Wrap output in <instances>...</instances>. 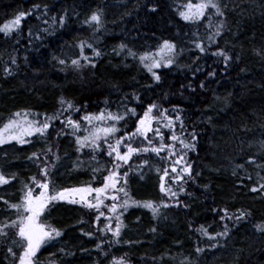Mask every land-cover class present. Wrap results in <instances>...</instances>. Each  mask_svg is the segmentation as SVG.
<instances>
[{"label": "trees", "instance_id": "1", "mask_svg": "<svg viewBox=\"0 0 264 264\" xmlns=\"http://www.w3.org/2000/svg\"><path fill=\"white\" fill-rule=\"evenodd\" d=\"M189 2L200 0H0V26L19 12L31 13L21 20L18 30L0 33V126L16 112H29L30 121L43 120L44 114L51 116L61 110V98L74 106L52 122L45 137L34 134L25 137L28 144L12 140L0 145V172L9 180L0 185V224L17 220V210L4 201L20 204L24 184L31 186L33 176L41 180L37 163L28 157L49 145L60 159L49 177L48 195L69 187L103 186V178L113 170L115 154L108 156L103 140L98 141L100 147L95 152L90 147L78 152L76 136L113 124L94 120L89 125L82 120L89 113L98 115L104 110L107 116L135 109V116L115 123L119 131L108 140L115 145L125 132L135 131L148 105L155 103L160 111L167 109L166 115L174 121L180 116L184 130L181 132L180 122L175 121L176 135L195 144L194 149L186 150L179 165L173 164L177 157L169 159L167 151L159 156L140 153L121 164L117 187L123 184V173L129 174L126 191L130 206L126 211L118 208L111 213L110 199H105L99 210L66 202L51 206L41 215L40 223L61 230L62 235L41 246L34 258L36 264H112L113 258L121 257L125 264H264V231L257 228L264 225V0H215L223 16L209 9L204 17L184 20L180 13ZM93 12L101 15L99 27L85 23ZM60 17H64L63 25ZM221 23V34L210 42L208 37ZM165 40L175 45L173 63L169 65L163 58L161 66L153 68L160 77L157 81L140 63L139 55L161 56L156 52ZM81 41L101 53L96 57L92 49L84 48V55L95 67L83 60L86 66L82 69L71 66V59L79 56ZM196 43H202L205 51L196 48ZM121 44L136 57L128 55L127 49L120 51ZM219 49L231 57L227 63L214 55ZM258 50L261 55L256 54ZM11 58L16 59L15 65ZM59 59H65L66 64H60ZM5 67L12 69L11 75L5 74ZM160 111L154 109L150 115L159 117ZM69 115L81 124L75 134L61 124ZM166 123L163 118L159 123L153 120L151 127L160 128L164 144H170L172 132L163 126ZM193 131L195 141L190 135ZM148 138H153L152 132ZM142 140L138 137L132 146L147 147V141L139 142ZM153 144L159 147V137ZM176 150L180 151L178 142ZM120 151L123 154L126 149L121 146ZM144 160L148 165L138 169ZM49 162H53L51 154ZM185 163L191 165V179L185 176L184 181L174 182L172 167L179 172ZM93 169H97L95 177ZM161 176L175 197L161 192ZM39 191L37 188L33 194ZM113 194L121 197L118 204H122L123 193L109 190L108 195ZM95 195L87 200L96 203ZM149 200L173 206L162 208L160 215L153 217L149 209L132 203ZM224 209L229 214L244 211L248 215L239 222L222 221ZM101 211L104 216L97 221ZM116 216L122 222L119 237L100 230L106 224L114 229ZM225 224L229 233L218 238L215 248L209 244L217 241L210 242L197 231L203 227L216 235ZM7 232L6 237L0 236V264H19L23 242L15 235L16 229ZM9 247L16 256L8 252ZM197 247L205 251L197 253Z\"/></svg>", "mask_w": 264, "mask_h": 264}, {"label": "snow or ice", "instance_id": "2", "mask_svg": "<svg viewBox=\"0 0 264 264\" xmlns=\"http://www.w3.org/2000/svg\"><path fill=\"white\" fill-rule=\"evenodd\" d=\"M36 9L39 8V6H35ZM187 8L189 10L188 13L181 12L180 15L183 17L184 20H190V19H198L205 16V13L209 9L215 10V15L223 16L224 12L222 11L220 5L215 2V0H200V2L196 4H192L189 2L187 5ZM155 11V9H153ZM46 12V9H45ZM31 13H25V12H19L14 16V19L7 21L3 26H0V33H3L5 35L11 34L12 32L16 31L20 27L21 20L25 18L27 15H30ZM56 18H53V21L55 22ZM47 23V21H45ZM59 23L61 25L64 24V17L59 18ZM85 23H88L90 25H93L95 27H99L101 24V15L98 12H93L91 16L85 21ZM223 23H221L219 26H217V29L213 36H209L208 39L210 42L214 41V36H219L221 34V28H223ZM47 31V29H45ZM29 35H32V32L30 30ZM80 48L79 56L75 59H71V66L76 69H82L86 65L82 63L81 61H85L88 66L95 67V64L92 62L91 58L84 55V48L87 47L89 49H92L93 55L96 57H99L101 53L94 49L92 44L86 43L84 41H81L78 45ZM195 47L198 48L201 52L205 51L204 46L202 43H196ZM127 49V45L121 44L119 46L120 51H124ZM167 50L168 52H173L175 50V45L169 42L168 40H165L163 42V45L159 49L160 52H163L164 50ZM128 55H131L133 57H136V53L132 52L131 49H127ZM257 55H261L262 53L258 50ZM216 56L223 57L225 63H227L231 57L227 55L224 50L219 49L217 52L214 53ZM153 60V63L149 64L146 61ZM139 61L144 65L145 68L149 72L152 73V76L155 80L159 81L160 77L156 74V72L153 71V68L160 67L159 61L154 60V57L151 53H144L142 55H139ZM60 64H66L65 59H59L58 61ZM173 58L170 56L167 58V64H172ZM11 64H16V59L11 58ZM4 72L6 75L12 74V69L9 67L4 68ZM209 75H213V73H210ZM201 87H203V84H201ZM60 104L62 105L61 110H58L53 115L49 116L47 114H44L43 120H33L30 121L28 119L29 112H16L13 113L7 120L6 123H4L2 126H0V145L9 143L12 140L17 141L19 144H28L30 143L29 139H26L25 137H31L34 134L45 137L48 133V129L52 126V122L59 119V116L65 112L73 110L74 106L70 101H65L63 98L60 100ZM67 104V108H63V105ZM160 111L158 108V105L155 103L148 105L146 111L144 112L143 116L139 118V120L136 123V128L134 132L128 133L125 132L123 136H120L119 139L116 140L115 145L108 143V140H110L116 132L119 131L114 125L115 123H118L121 120H124L126 116H135L136 111L133 108H126L123 114H112L108 113L107 116H105L104 110L100 112V114H87L84 117H82L83 121H86L89 125L93 124V121L97 122H104V121H111L113 126L112 127H103V128H94V131L89 132L88 129H84L85 132H89L86 136H76V144H77V151H81L85 147H90L93 152H95L99 147L100 144L98 141L103 140L104 143H107L108 146V156L113 157L114 155V164H113V170H109V175L105 176L103 178V186L99 188H93L91 186L88 187H69L64 188L60 191L55 192L53 195H48L49 191V177L51 175V172L53 169L56 168L55 161H58L60 157L52 152V147L49 145L46 150H43L41 152H33L31 156L28 157L30 161L36 162L37 166L40 169V175L41 180H37L35 176L30 178L31 186L29 184H24L22 192V200L20 204H8V201H4L5 205H7L10 209H16L18 212L17 220H12L8 223L0 224V236L6 237L8 232V229H16L15 235L20 238V241L23 242V252L19 254L18 261L19 264H36L34 261V258L36 257L37 252L40 250L41 246L46 244L49 241L55 240L56 238L61 237L62 232L61 230L52 227L51 225L47 226V228L43 225L38 223V219L41 217L42 214L47 212L51 206H54L55 204L59 202H66L68 204H84L89 209H97L99 210L101 205L103 204L105 199H110L113 203L111 204V207L108 209L111 213L115 214L118 210V208L123 209L124 211L127 210V208L130 206L129 199H128V193L126 191L127 185H128V178L129 174L128 172L123 173V184L120 187H117V184L120 183L121 177L118 172V169L121 167V164H127L128 160L133 155H139L140 153H148L153 152L157 156L160 155L161 152L167 151L168 152V158L175 156L177 159L173 161L174 165H179L181 161L184 160L186 155V150H192L195 148L194 143H185L183 139H181L179 136L175 133V121L180 122V128L181 132L184 130L183 121L181 120L180 116L177 115L175 117V121L166 115L167 109H164L160 111V116H151L150 114L153 112V110ZM76 111H79V109H75ZM174 112L178 111L177 109H173ZM38 115V114H37ZM21 118L24 121V125H21ZM161 118L166 119L167 123L163 126L165 128H168L172 135L169 137V139L172 141L170 144H164V136L161 132L160 128L153 129L151 127L153 120H155L157 123L160 122ZM61 124L64 125V127H70L73 131V134H75L77 131L80 130L81 124L78 121H75L71 118L69 115L66 121H61ZM153 133V138H148V133ZM61 133H57L59 136ZM102 134V135H101ZM192 140L195 141L196 139V133L193 131L190 133ZM138 137H143L142 141H139L140 143H143L144 141H147L148 146L147 147H133V142L137 141ZM156 137H159V147L154 146L153 140H155ZM177 142L180 145V151L176 150V144ZM123 146L126 151L123 152V154L120 151V147ZM262 147H264V144H262ZM51 154L53 158V162H49V155ZM41 156H43V160L41 161ZM94 159V157H93ZM249 162H254L250 159ZM82 163V162H78ZM148 161L144 160L141 165H138V169H143L144 166L148 165ZM97 169H93L94 177ZM160 170L157 169V172ZM171 171L173 173H176L175 176L172 177L173 181H184L185 176L187 178L191 179V165L185 163L184 166L180 169V171H177V168L175 166L172 167ZM164 174L168 175V169H164ZM139 175L141 178H143V172L140 171ZM15 179V177H13ZM164 177L161 176V185L160 190L161 192L170 193L172 197L176 196V193L171 192L170 189H166L163 183ZM9 183V180L3 175L2 172H0V185ZM40 189L38 195H34V191L36 189ZM109 190H111L114 193H123L124 199L122 204H118V201L121 199L118 195H108ZM183 187L180 188V191H183ZM253 192L257 191L256 188L251 189ZM261 190H264V185H261ZM92 193H95V201L96 203H92L91 201L87 200V196L91 195ZM79 197L77 199L76 197ZM0 200H3V197H0ZM137 207H143L146 209H149L153 215V217H157L161 213L162 208H169L173 205H170L166 202L161 203H154L153 201H144V202H136L133 201ZM175 206H179L178 204ZM184 207H187L185 205ZM223 215L220 216V219L223 221L225 219L233 220L234 222H239L241 219H243L248 213L244 211H239V215H233L229 214L227 209L223 210ZM122 214V212H121ZM104 216V213L101 211L99 215L96 217L97 221L100 220V217ZM106 219L111 220L112 217H106ZM117 223L115 225V228L113 229L111 224H106L104 229H100L101 231H110L113 233L115 237L120 236V231L122 227V222L120 221V217H115ZM258 230L264 231V225H258ZM150 231H155V229H150ZM197 231H200L203 235L208 237V240L211 241H217V243H210V248H215L218 246V238L219 237H226L229 233V229L227 224L224 225V230L222 232L216 233V235H211L207 232V229L201 227L197 229ZM85 235L91 236L92 233H85ZM97 248H100V245L97 244ZM197 253H203L205 249L201 247H197L195 249ZM8 252L12 254L13 256H16V253L13 252L12 247L8 248ZM112 264H125V259L123 257L121 258H113Z\"/></svg>", "mask_w": 264, "mask_h": 264}, {"label": "rangeland", "instance_id": "3", "mask_svg": "<svg viewBox=\"0 0 264 264\" xmlns=\"http://www.w3.org/2000/svg\"><path fill=\"white\" fill-rule=\"evenodd\" d=\"M184 12L185 13H188L189 12V10H188V8L186 7V9L184 10ZM163 45V44H162ZM161 47H159V49H160ZM159 49L157 50V52H156V54H160L161 56H155L154 57V60H156V61H159V63H160V65H161V63L163 62V58H165V59H167L168 57H172L173 56V53L175 52V50L173 51V52H167V50L165 49L163 52H160L159 51ZM167 52V53H166ZM166 53V54H165ZM147 63H149V64H151V63H153V60H148V61H146ZM22 126L24 125V124H21ZM88 186H90V185H86V186H81V187H88ZM92 187V186H91ZM77 188H79L78 186H77ZM48 194V193H47ZM77 199H79V197L77 196L76 197ZM40 219V218H39ZM38 219V223H40V220ZM41 224V223H40Z\"/></svg>", "mask_w": 264, "mask_h": 264}, {"label": "flooded vegetation", "instance_id": "4", "mask_svg": "<svg viewBox=\"0 0 264 264\" xmlns=\"http://www.w3.org/2000/svg\"><path fill=\"white\" fill-rule=\"evenodd\" d=\"M81 187V186H80Z\"/></svg>", "mask_w": 264, "mask_h": 264}]
</instances>
